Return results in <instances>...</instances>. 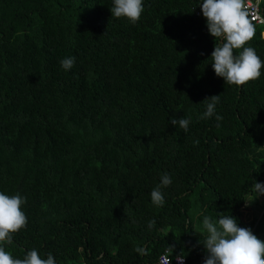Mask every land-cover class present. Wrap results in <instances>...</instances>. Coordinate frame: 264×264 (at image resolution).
<instances>
[{
	"label": "trees",
	"instance_id": "obj_1",
	"mask_svg": "<svg viewBox=\"0 0 264 264\" xmlns=\"http://www.w3.org/2000/svg\"><path fill=\"white\" fill-rule=\"evenodd\" d=\"M201 2L144 0L133 25L111 16L112 0H0V191L27 198V228L5 245L15 258L35 248L57 264H158L175 244L202 264L203 215L218 212L264 240V195L246 204L264 182V74L243 86L215 75ZM262 30L248 46L264 60ZM214 94L219 127L199 118Z\"/></svg>",
	"mask_w": 264,
	"mask_h": 264
},
{
	"label": "clouds",
	"instance_id": "obj_2",
	"mask_svg": "<svg viewBox=\"0 0 264 264\" xmlns=\"http://www.w3.org/2000/svg\"><path fill=\"white\" fill-rule=\"evenodd\" d=\"M262 3L264 0H202L199 4L207 31L214 39V47L209 55L211 67L224 84L243 86L255 82L264 74V60L254 47L248 46L256 36L258 27L264 26ZM144 10V0H112L110 7L112 17L126 19L133 25L139 22ZM215 41H219V44H215ZM59 63L63 70L70 71L75 57L63 58ZM203 101L206 108L199 118L214 117L219 127V121L223 119L216 112L220 95L207 96ZM169 123L187 132L191 118L173 116ZM198 143V139L193 140L194 145ZM171 183L172 178L167 172L160 176L159 183L150 192L154 206H164L163 190ZM252 191L255 195L250 201H245L246 204L264 195V182L253 179ZM26 201L27 198L19 192L8 195L0 191V264H57L51 252L42 257L37 249L32 248L25 251L23 258H15L5 248V245L13 243L16 234L27 228L28 219L23 210ZM218 213V219L203 215L201 234L204 238L198 241L205 251L202 264H264V240L258 238L251 227H241L237 217ZM155 225V219L148 221L149 229ZM174 250L175 244H168L158 264H171ZM135 252L142 256L149 255L146 247L137 246ZM185 256L186 253L181 250L174 258L178 264H184Z\"/></svg>",
	"mask_w": 264,
	"mask_h": 264
},
{
	"label": "built area",
	"instance_id": "obj_3",
	"mask_svg": "<svg viewBox=\"0 0 264 264\" xmlns=\"http://www.w3.org/2000/svg\"><path fill=\"white\" fill-rule=\"evenodd\" d=\"M194 14H195V15H202L199 6L195 9ZM163 253H164V252H163ZM163 253H161V254L157 257V263H158L160 257L163 255ZM172 256H173V258H172V260H171V264H178V262H177L176 259L174 258L175 255H172ZM184 264H185V262H184Z\"/></svg>",
	"mask_w": 264,
	"mask_h": 264
},
{
	"label": "rangeland",
	"instance_id": "obj_4",
	"mask_svg": "<svg viewBox=\"0 0 264 264\" xmlns=\"http://www.w3.org/2000/svg\"><path fill=\"white\" fill-rule=\"evenodd\" d=\"M261 198H262V196H259L260 200H261ZM243 214H244L243 215L244 218L249 220L251 218V209L246 206V208L244 209V213Z\"/></svg>",
	"mask_w": 264,
	"mask_h": 264
},
{
	"label": "crops",
	"instance_id": "obj_5",
	"mask_svg": "<svg viewBox=\"0 0 264 264\" xmlns=\"http://www.w3.org/2000/svg\"><path fill=\"white\" fill-rule=\"evenodd\" d=\"M264 32V30L261 31L260 33V38L264 39V37L262 36V33Z\"/></svg>",
	"mask_w": 264,
	"mask_h": 264
}]
</instances>
